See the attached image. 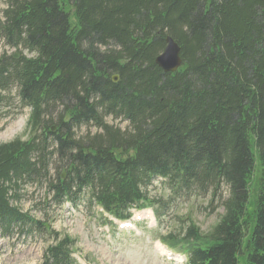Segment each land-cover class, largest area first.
<instances>
[{
  "label": "trees",
  "instance_id": "trees-1",
  "mask_svg": "<svg viewBox=\"0 0 264 264\" xmlns=\"http://www.w3.org/2000/svg\"><path fill=\"white\" fill-rule=\"evenodd\" d=\"M4 1L0 43L15 53L0 56V109L29 114L27 139L0 145V236L46 231L17 207L34 184L57 208L88 192L124 221L156 206L159 178L226 189L209 232L190 222L164 239L187 264H264V0ZM167 37L182 60L169 74L155 64ZM74 246L54 234L39 264H74Z\"/></svg>",
  "mask_w": 264,
  "mask_h": 264
},
{
  "label": "rangeland",
  "instance_id": "rangeland-1",
  "mask_svg": "<svg viewBox=\"0 0 264 264\" xmlns=\"http://www.w3.org/2000/svg\"><path fill=\"white\" fill-rule=\"evenodd\" d=\"M5 6V1L0 0V16ZM12 53L13 49L0 43V56ZM28 114V109L11 101L0 109V145L15 138L27 139ZM105 122L121 131L128 127L111 117ZM96 131L84 127L79 136ZM52 171L50 176L54 178ZM169 187L155 179L145 194L156 206L146 212L132 211L131 226L123 228L90 202L88 192L81 194L77 204L57 208L45 185L26 187L17 207L45 224L46 231L0 236V264H39L45 250L54 243V234L74 241L72 256L76 264H187V256L169 250L162 239L180 238L190 222L202 233L209 232L223 214L221 202L227 193L224 187L215 196L210 189L204 194L194 190L173 193Z\"/></svg>",
  "mask_w": 264,
  "mask_h": 264
},
{
  "label": "water",
  "instance_id": "water-1",
  "mask_svg": "<svg viewBox=\"0 0 264 264\" xmlns=\"http://www.w3.org/2000/svg\"><path fill=\"white\" fill-rule=\"evenodd\" d=\"M155 64L166 74L175 73L182 66L180 48L170 37L165 39L164 51L157 56Z\"/></svg>",
  "mask_w": 264,
  "mask_h": 264
},
{
  "label": "bare ground",
  "instance_id": "bare-ground-1",
  "mask_svg": "<svg viewBox=\"0 0 264 264\" xmlns=\"http://www.w3.org/2000/svg\"><path fill=\"white\" fill-rule=\"evenodd\" d=\"M175 42V41H174ZM164 51V50H163ZM163 53V52H162ZM161 53V54H162ZM16 58H18V56H16ZM115 80V81H114ZM118 81V78L117 77H113V82H117ZM147 209V208H146ZM132 211H134V210H132ZM132 211H131V217H132ZM103 212V211H102ZM112 219V218H111ZM112 221L113 222H118L117 220H114V219H112ZM111 223V222H110Z\"/></svg>",
  "mask_w": 264,
  "mask_h": 264
}]
</instances>
